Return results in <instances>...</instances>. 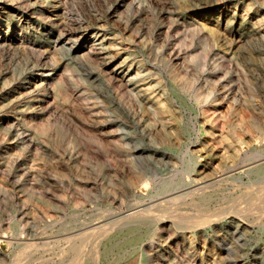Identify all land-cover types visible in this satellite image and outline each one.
Segmentation results:
<instances>
[{"label":"rangeland","instance_id":"374dc122","mask_svg":"<svg viewBox=\"0 0 264 264\" xmlns=\"http://www.w3.org/2000/svg\"><path fill=\"white\" fill-rule=\"evenodd\" d=\"M110 76L145 105L144 126L164 125L171 165L188 147L197 170L207 164L221 173L234 157L264 147L248 119L258 102L264 127V0H0V264H13L27 243L37 246L18 264H72L53 248L62 228L123 214L141 191L131 182L174 169L152 162L147 141L141 166L135 162L116 114L103 110L102 80ZM168 79L181 96L212 90L217 99L178 113L165 97ZM109 90L117 91L115 79ZM181 113L187 135L179 134ZM234 189L210 202L211 215L240 207L239 217L233 211L193 232L160 228L159 238L131 247L88 241L82 264H264V198L250 205ZM195 204L182 205L184 220L202 211Z\"/></svg>","mask_w":264,"mask_h":264},{"label":"bare ground","instance_id":"6f19581e","mask_svg":"<svg viewBox=\"0 0 264 264\" xmlns=\"http://www.w3.org/2000/svg\"><path fill=\"white\" fill-rule=\"evenodd\" d=\"M239 40L240 38L237 39V41ZM237 47H239V45ZM230 62L232 63V61ZM174 69L175 65L173 62L165 68L168 72ZM166 78H168V76ZM113 79H115L117 83L116 92H110L109 90L110 82ZM102 81L101 97L104 113L106 114L110 108L112 113L116 114L117 121H115L122 131L121 134L126 138L125 145L128 147L129 152H132L133 155H137V157H134L135 162L141 166L140 161L142 160L143 152L142 150L138 151V149H144V143L147 141L155 148L148 154L152 162L163 165L165 169L172 166L174 169L167 171L165 175L162 174L159 177L154 174L151 177H143L142 175L140 178L131 182L133 188L140 187L141 191L132 193L129 209L127 208L123 214L120 212L121 214L115 213L116 215L110 218H107L110 214L94 218L87 222L92 223V225L89 228L85 227L86 229L83 230L66 233L70 228H62L61 231H64L65 234L61 233V231L58 232L61 233V235H57L56 239L53 237L54 240L52 241L55 255L59 256L61 260L64 259V256L70 255L73 260L72 264H82L84 258L82 248L88 241H115L114 244L124 243L131 247L134 243L142 241L144 237L159 238L157 231L160 228L169 229L175 233L184 230L193 232L204 227L209 228L212 225L218 224L217 221L227 215L229 216L233 211L236 214L238 213L237 215L239 217L244 213L240 207H238L236 211L232 209V212L226 213L224 217L211 215L210 202L220 195H223L228 190L230 192L232 188H239V191H241L239 196L247 199L250 205H255L256 201H260V199L264 198V186H262L264 185V147L244 151L240 156L234 157L229 164L221 165V173L210 169L207 164H205L203 169L197 170V157L193 152L187 149L188 147L183 151L179 166L177 167L175 164L171 165L165 148L166 145H168L166 137L169 134L168 131L165 130L164 125L151 119L149 128L144 126L142 119L143 117L148 118V110L144 104L139 106L136 103V99L132 97L131 91L122 82V79L110 76L109 78H104ZM170 83V79L165 80L163 90L166 92V100L170 101L172 99V101L176 103L178 113H180V111L190 112L194 109L193 103L202 104L210 98L217 99L212 90L206 95L189 94L184 97L182 94L181 96L180 92L175 89L174 85H170ZM174 94L177 95V97H175ZM221 98H224L223 95H221ZM160 102L161 100L159 98L152 106ZM138 108L141 109V114L138 113ZM229 108L232 110L234 107L229 105ZM158 112H160L157 114L159 119H164L162 115L164 114L163 110ZM166 114L174 116V113L169 108L166 109ZM262 116L263 110L260 104L258 102L251 104L248 109V119L251 121V126L254 129L253 132L256 136L260 137L264 133V127L261 126ZM178 127L180 135H187L190 132L189 122L184 118L183 114ZM236 140L239 144L242 143V139L237 138ZM174 142L176 143V139ZM193 203H197V205L195 204L196 206H201L204 209L201 208V212L197 210L199 214L192 216L191 220H184L183 215L186 214V212L182 211V205H193ZM242 203L244 204V202ZM185 207L187 208V206ZM195 208L197 209V207ZM195 208L193 210H195ZM246 208L244 209L246 210ZM257 208L259 209V207ZM251 211L252 209L250 212ZM246 212L248 213V211ZM142 230H144L145 233L139 232ZM239 238H241V235H239L238 239ZM36 246L37 245L28 243L20 246V248L13 253V264H15V262L18 264L17 261H19L20 256L25 254L28 250L32 251L33 247ZM109 249L110 247H105L106 252ZM258 254L260 256L263 255V251L260 249Z\"/></svg>","mask_w":264,"mask_h":264}]
</instances>
